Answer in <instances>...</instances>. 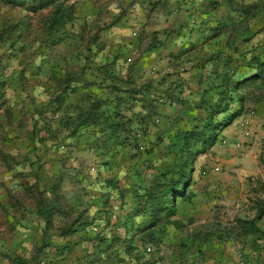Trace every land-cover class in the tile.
<instances>
[{
    "label": "rangeland",
    "instance_id": "374dc122",
    "mask_svg": "<svg viewBox=\"0 0 264 264\" xmlns=\"http://www.w3.org/2000/svg\"><path fill=\"white\" fill-rule=\"evenodd\" d=\"M69 3L73 5V19L67 24L63 38L54 44L43 27L51 7L31 12L0 2V264H48L54 248L42 246L56 237L52 227L58 217L57 223L66 224L69 230H90L87 225H99L101 231L97 229L88 238L86 231L80 238L73 232L75 241L84 238L134 244L129 248L126 243L120 244V251L130 257L131 264L171 261V255L183 251L187 243H191L187 251L194 249L197 254V244L193 243L207 241L218 232H223L228 240L212 238L207 248L222 241L218 245L223 244L224 249L227 246L226 264H264V239L257 246L256 234L243 235L239 228L241 222L249 223L264 209V190L258 180L250 178L233 187L221 184L217 177L225 172L219 166L223 138L215 147L194 157L186 190L189 201H176L177 207L185 203L186 209L195 204L202 210L200 215L179 220V225L174 226L173 218L167 220L163 214L150 217L143 205L138 207L146 193L162 194L169 181L164 176L170 170H166L182 161L179 151L170 152L168 136L184 127L191 128L194 118L204 119V108L215 101L216 95L208 83V78L213 80L215 67L208 60L214 54L210 56L212 51L205 45L210 36L222 37L226 32L234 40L228 54L216 55L221 60L217 69L223 68L224 60L230 56L235 77L253 72L247 61L256 47H264L262 0H71ZM245 6L250 7L247 14L243 12ZM167 37L177 42L186 39L188 58H180L177 51L168 53L170 60L163 58L160 48ZM189 38L192 41L188 44ZM192 51L197 58L192 57ZM240 51L245 54L242 58ZM182 58L192 70L198 71L196 81L207 86L193 100L189 97L191 90L184 88L186 84L180 101L174 95L168 96V90L177 89L175 71H184ZM164 67L173 72L166 73ZM107 69L117 78L103 75ZM112 83L118 86L114 92L109 87ZM87 93L119 100L117 111L123 120L117 122L132 119L131 125L126 126L130 132L121 131L118 143L113 142L114 136L109 140L110 132L104 131L103 124H109L104 118L113 115L111 107L99 126L73 127L78 108L86 106ZM238 96L242 97L240 103L247 115L254 116L257 105L264 103V85L255 82L245 86ZM239 105H232L231 110ZM224 116L215 117L214 121ZM173 125L176 126L172 129ZM126 135H130L138 149L119 146ZM96 206L101 208V222L94 219ZM137 208L130 228H126L128 219H121L118 211L133 213ZM152 221L156 222L154 228L161 232L165 247L160 259L145 250V246H156L155 238L154 241L144 238L145 233L139 231L148 228ZM254 222L261 229L264 217ZM37 227L41 228L39 233H30L25 240L37 241L38 246L24 249L4 246L8 240L22 239L24 230L33 231ZM116 250L112 247L107 253L112 255ZM83 251L88 250H77L74 254ZM212 252L206 250L204 254L211 257Z\"/></svg>",
    "mask_w": 264,
    "mask_h": 264
},
{
    "label": "trees",
    "instance_id": "16d2710c",
    "mask_svg": "<svg viewBox=\"0 0 264 264\" xmlns=\"http://www.w3.org/2000/svg\"><path fill=\"white\" fill-rule=\"evenodd\" d=\"M70 1L71 0H0V2L4 5L22 6L31 12L51 7L49 15L43 21V27L44 32L49 38L53 39L54 44L59 43V41L63 38L67 24L73 19V5L69 3ZM261 6L263 12L261 20L262 27L264 28V0H262ZM249 11L250 7L245 6L243 8V12L245 14H247ZM229 38L231 37L229 36ZM247 41L248 40H245V42ZM260 48H262V51H258ZM240 54L242 57L245 56V54L242 52H240ZM217 55H219V53ZM247 62V66L252 68L253 70H250L253 72H247L243 74L241 78H237L235 77V71L231 66V57H226L223 62L224 67H221L220 70L214 72L216 79L209 81L211 85V91L214 92V95L216 96L213 104H209L207 108H204L206 112L205 118H194L195 120L193 121L191 128L184 127L181 132L178 131V133H176L174 136H168V138H170V152L174 154L179 151L182 156V161L175 166L172 164L173 167H171V169L168 168L169 164L167 165L166 168L168 169L166 171L170 170V172H168L167 176L164 177H169V181L168 184L164 186L162 194L154 195L153 192L150 191L146 193L145 198H143V203L138 204V207L140 205L144 206V211H149L148 216L153 217L157 214H163L164 218L168 220L175 216L177 199L189 201L190 197L186 193V190L188 189L187 183L191 176V162H193L194 157L196 155L203 154L207 149H211L213 146H215V144L218 142L220 133L226 127H228L234 119L241 115L243 111V106L240 103L242 102V97L238 96V91L245 86L254 84L255 82H260L262 85H264V47L261 45L256 47ZM111 74L112 76H115L110 69H107L103 72V75L111 76ZM109 87L113 89V92L118 89V86L115 83H112ZM85 96L86 106L78 108V113L73 119L74 128L99 126L100 121L106 116L107 109L111 107L113 115H109L107 116L108 118H104L109 120V124H103L105 125L104 131H109L111 133H109V140H111V138L114 136L112 139L113 142L118 143L119 140H117V137L118 135L120 136L121 131L130 132L126 126L127 124L131 125L130 121H132V119H126L127 123L120 120H118L119 122L116 121L120 118L123 120L121 113L117 111L121 104L119 100L114 101L113 99L109 98L106 99L95 97L88 93ZM236 103L240 104L238 108L231 110V106ZM221 115L225 116L220 120L214 121L215 117H219ZM140 120L141 118L138 121ZM174 126L176 125H173L172 129L175 128ZM158 137L162 139V136ZM130 139H132L130 138V135L124 136L119 146H129L133 148L134 145L132 143L134 142ZM134 148L138 149L136 147ZM259 161L264 167V152L261 153ZM160 179L161 178L159 177L157 180ZM260 184L264 190V183ZM138 211V208L133 211L134 216L137 215ZM263 217L264 209H261L255 216L254 220H261ZM254 220L250 221L249 223L241 222L242 224H240L239 228L241 229L243 235L256 234L259 231ZM172 224H176V222L172 221ZM148 225V228L143 227L140 228L139 231L145 233V236H143L144 238H149L152 241H154L153 239L155 238L156 246H145V250H147V248H151V252L149 253L146 251V254L153 255V258L155 259H160L162 258L163 254L162 249L165 248L163 243H161L163 242L161 238V232L159 230H155V221L150 222ZM63 232L66 233L65 230H63ZM212 238H217L218 240L222 241L228 240L227 236L226 239L223 237V232H218L208 237V246H210L212 243ZM222 241H219L218 243ZM190 247L188 246V243L185 245L186 249H189ZM196 252L203 254V249H200L197 246Z\"/></svg>",
    "mask_w": 264,
    "mask_h": 264
},
{
    "label": "crops",
    "instance_id": "0c3cea01",
    "mask_svg": "<svg viewBox=\"0 0 264 264\" xmlns=\"http://www.w3.org/2000/svg\"><path fill=\"white\" fill-rule=\"evenodd\" d=\"M222 35L223 36L220 37L221 36L220 34L219 35L213 34V36L212 37L210 36L207 43L205 44L210 48V51H212V54L210 53L209 55L212 56L214 54V56L209 58L208 60L209 65L211 63H214L215 65V67H213V72L220 70L221 68L220 67L219 69H217V66L220 64L219 62L221 60L218 59L216 55L221 52L228 54V52H230L231 47H232L233 39L229 38L226 32ZM218 38H219V41H218ZM189 39H190L188 40L189 42H187L188 44L191 43L192 41L191 38ZM185 40L183 41L181 40L177 42V40L175 41V38L167 37L163 46L160 48L161 49L160 53L162 54V56H164L163 58L166 57V60H170V57H169L170 54L168 53H171L173 51H177L176 55L179 56L180 58L181 57L188 58ZM217 45L219 47H217ZM245 46L247 45L245 44ZM239 47H240V50L242 51L243 42H240ZM259 50L262 51V48L258 49V51ZM192 53H193L192 57L197 58L196 53L194 51H192ZM181 61H184V63L181 64V67H183L184 71L183 72H178L180 70L175 71L176 76L174 77L178 79V82H177L178 85L176 84V87H175L177 89L169 88L170 90H168L169 91L168 96L170 98H173L172 95H174L175 97H177L176 98L177 100L181 99L182 88L186 84L184 88L188 87L191 90L190 95H189L190 99L191 100H193L194 98L196 99L198 98L197 94L202 95L204 90L207 89V86L205 87L204 82L199 84V82L196 81L195 74L198 71L192 70L189 64L186 63L187 60L185 58H182ZM164 70L166 71V73L173 72L171 68H165ZM208 79L209 81L211 80V78H208ZM212 79H216L215 75L213 76ZM210 87L211 86H209V88ZM208 94H210V91L208 92ZM257 107H258V111L254 116L247 115L248 113L245 110L246 108H243L241 115L237 117L236 119H234L233 123L230 124L228 127H226L219 135V139H222V138L224 139L223 140L224 144L220 152L221 154H220L219 166H221L222 169L225 170V172L219 175L217 178L220 181H222L221 184H223L224 187L225 186L226 187L236 186L239 183H242L245 179H249V178L251 180L256 179L259 181V183H264V173H263L264 167L260 164V161H259L260 155L262 153V148H264V111H263L264 103L261 102L259 105H257ZM244 119H245V122H244ZM218 143L219 141L216 144ZM216 171H218V168L214 169L213 172H216ZM205 194L209 195L208 193H205ZM209 197L210 198L208 201L210 203L212 197L211 196ZM198 205L205 207V204H202L201 202H199ZM185 206L186 204L182 203L179 207H177L175 216L172 217L174 220H176L175 222L177 225H179L178 223H180L179 220L181 221V220H185L188 218L190 219L193 217L196 218L198 215L201 214L202 210L198 209L195 204L192 205L191 207L189 206L190 208H187V209ZM93 209H94L93 211H96V217L94 218L95 222L97 221L101 222V215H102V212L100 210L101 208L99 206H96V207H93ZM208 212H210V209L208 210ZM118 215L121 219H124V218L128 219L127 224L125 223L128 228H130L129 225L131 224V217H136L134 216L132 212H130V210L128 212H125V210L123 209L118 211ZM206 216L207 214L205 215V217ZM57 219H59V217L55 218L54 225L52 227V233L56 234V237H54V239H52L49 242V244L43 243V242L41 243H43L44 245L39 244V247L43 245L42 246L43 249H46L47 247L54 248L52 250L53 252L49 254V256L51 255L50 257L52 258L48 260L49 261L48 264H68V263L69 264L71 263L72 264H88V263L89 264H124V261H126L128 264H131L130 257L129 256L125 257L124 252L120 251L121 245L123 243L127 244L128 242L120 241V243L118 244H113V242L108 241V240L106 241L89 240L88 241V240H84V238H82L81 240L75 241L73 232L78 234L80 238L82 233L86 231L87 232L86 235H88L87 236L88 238L90 234L91 233L93 234V232L96 231L97 229L101 231L100 227H97L99 225L95 223L93 227H90L89 225H87L90 230H84L85 228H83L82 230L81 228H77V229L73 228L72 230H69L66 227V224H58ZM172 225L175 226V224H172ZM119 226H121L120 223H118V227ZM257 228L259 231L256 233L255 243L258 246L260 241L264 239V235H263L264 226H262L261 229L259 228V226H257ZM40 229L41 228L37 227L33 231L24 230L25 233H23L22 239L18 238V239L8 240V243L4 244V246L11 247V248L24 249V248L30 247L31 245L37 244L36 243L37 241L31 242L25 239L30 233H35V232L39 233ZM63 230H65L66 233H64ZM198 233L199 232H196L195 234H198ZM199 237H202V235H199ZM247 241L248 239L245 240V242ZM195 242L193 244L195 245L197 244L198 247L203 248V254L202 253L194 254L195 253L193 251L194 249H192V251L190 252V251H187V249L185 248L183 249V251H178L174 255H171V257L173 258L171 259V261L163 260L161 263L158 262L157 264H162V263H165V264H226L227 257H228L227 246L224 249L222 247L223 244L218 245L217 243L216 246L207 248L209 247L207 245V241L203 242L199 240L196 243ZM190 244L191 243H188L189 247L191 246ZM247 246H249V244H247ZM112 247L117 250L116 252H113V254L111 255L109 252L107 253V250H110ZM129 247H134V244H127L126 248H129ZM77 250H88L89 252L83 251L82 253L74 254V252L75 251L77 252ZM206 250L213 251L212 252L213 255L211 257L205 256L204 253ZM145 259L147 260V258Z\"/></svg>",
    "mask_w": 264,
    "mask_h": 264
},
{
    "label": "built area",
    "instance_id": "2783aa9c",
    "mask_svg": "<svg viewBox=\"0 0 264 264\" xmlns=\"http://www.w3.org/2000/svg\"><path fill=\"white\" fill-rule=\"evenodd\" d=\"M92 170H93V169H92ZM146 251L150 253V252H151V248H147Z\"/></svg>",
    "mask_w": 264,
    "mask_h": 264
}]
</instances>
